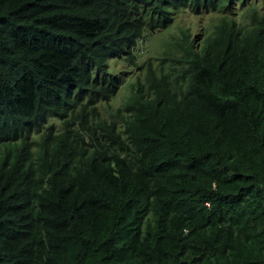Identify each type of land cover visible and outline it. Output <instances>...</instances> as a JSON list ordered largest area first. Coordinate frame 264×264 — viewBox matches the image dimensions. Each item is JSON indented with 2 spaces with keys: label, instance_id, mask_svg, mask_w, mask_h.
<instances>
[{
  "label": "trees",
  "instance_id": "16d2710c",
  "mask_svg": "<svg viewBox=\"0 0 264 264\" xmlns=\"http://www.w3.org/2000/svg\"><path fill=\"white\" fill-rule=\"evenodd\" d=\"M0 264H264V0H0Z\"/></svg>",
  "mask_w": 264,
  "mask_h": 264
},
{
  "label": "clouds",
  "instance_id": "9594fccd",
  "mask_svg": "<svg viewBox=\"0 0 264 264\" xmlns=\"http://www.w3.org/2000/svg\"><path fill=\"white\" fill-rule=\"evenodd\" d=\"M149 41H150V37L149 36L145 40L143 38H139L138 39V48L140 46V49L146 50V47H147ZM154 45L159 47L160 46L159 41L158 40H154ZM126 92L128 93V91H126Z\"/></svg>",
  "mask_w": 264,
  "mask_h": 264
}]
</instances>
